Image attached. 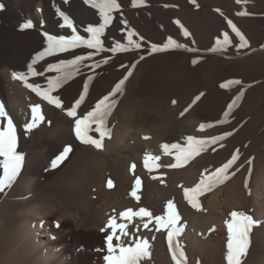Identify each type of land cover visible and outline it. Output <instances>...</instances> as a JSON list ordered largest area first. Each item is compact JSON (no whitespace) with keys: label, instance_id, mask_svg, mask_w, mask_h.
<instances>
[{"label":"bare ground","instance_id":"6f19581e","mask_svg":"<svg viewBox=\"0 0 264 264\" xmlns=\"http://www.w3.org/2000/svg\"><path fill=\"white\" fill-rule=\"evenodd\" d=\"M0 3L4 5V8L0 10V104H3L8 117L13 122L25 128L28 123H31L33 105L39 104L47 113L45 122L36 130V133H39L38 136L34 133V127L28 130V136L25 134L17 136V151L23 154L24 160L18 175L7 187L11 197L16 196L20 199L6 202L7 215L11 216L10 224L14 225L13 238L10 240L12 251H9L11 261L17 264H87L88 259L78 257L77 242L85 235L86 230L85 217L82 218V214L84 213L87 220L107 217L108 210L111 208V201L106 197L107 192L104 196V191L96 192L91 188L94 183L104 180L107 171L114 170L119 174L122 182L137 188L136 200L140 198L141 201L142 199L146 201L153 198L152 196L158 198L168 196L177 200L181 214L184 213L187 218V224L181 227V233L174 237V241H178L181 249L183 246L184 250L191 249L192 252L197 251L202 255L206 253L209 264H228L226 256L230 233L227 223L231 220V215H228L230 217L226 215L228 219H224L222 206L250 215L256 222L264 217V159L258 156V159H246L247 152L244 151V147L234 145L231 157L237 155L238 158L228 169V179L214 185L210 190L211 194L206 195L209 190L205 188L196 198L203 209L195 212L185 196V190L189 188L184 185H194L203 179L200 176L204 172L205 163L202 158L189 159L185 161L188 167L172 170L167 166L175 163L176 156L180 153L171 148L165 152L163 147L165 144H180L181 147L186 148L187 137L196 138L201 135V132L206 135L223 129L224 125L221 128L216 126L220 121V105L217 107L206 98L189 106L186 102L176 100V96L169 94V86L160 91L163 81H159L158 84L156 82V87L152 85L146 87L147 77H145L146 74L143 75V71H135L130 82L125 84L126 88L122 86V90L114 96L111 95L114 90L108 88V83L103 84L93 81L92 77L87 78L85 84L88 85V93L77 109L78 117L82 112L91 111L95 104L106 95L109 96L110 102H114L113 106L116 110L112 107L111 116H108L110 121L107 128L111 134L110 137L105 136L102 139V148L98 149L94 145L83 143L73 133L72 125L75 122L68 118L66 110L74 105L80 95L84 94L85 84L74 87L65 83L52 93V95L60 96L65 109L62 111L43 101L20 80L12 79L11 73L13 71L26 73L28 65L36 55L47 48L48 41L44 33L65 37L73 35L62 23L63 18L59 15L60 12L65 13L80 29L86 24V20L89 16L91 17L93 11L85 5L86 0H0ZM258 3H261V0H241V3H237L236 0L237 19L244 24L264 26V13L256 12ZM240 11H246L248 14L237 15ZM26 21H31L34 27L22 29L21 25ZM62 55L59 60L69 56L67 52ZM57 60L56 54L40 60L33 67L38 73L43 72L44 75L30 77L29 82L39 83L42 89L45 88L47 79L58 75L56 71H49L47 67L49 63H57ZM138 67L140 68L141 65L139 64ZM263 116L264 113L261 112L258 119H264ZM179 118H181L180 121L175 122ZM258 119L254 122L252 131L259 126L256 123L262 122ZM2 120L7 122V118H0V121ZM168 121L176 124H169ZM201 124L210 126L201 129ZM253 133L256 134L255 131ZM90 136L94 139L100 138L98 132ZM238 137L236 135L235 139ZM235 139H231L230 142H234ZM218 141L215 144H218ZM62 145L79 147L76 155L85 166L83 169L80 168L82 170L78 169L77 173L74 172L75 174H62L53 179L45 191L41 192L39 191L42 179L40 167L45 159L56 154ZM229 146L232 147V145ZM146 155L159 159H149L146 165ZM258 155L264 156V152ZM2 160L3 157H0V161ZM238 164L240 167L237 166ZM247 166L250 167L246 168ZM2 178L3 164L0 162V179ZM137 179L140 181L139 186L135 184ZM180 184L182 186L178 188ZM94 201V209L87 211L86 206ZM137 205L135 207H138ZM51 217L55 219H50ZM53 222L56 225H58L56 222H59V225L55 226ZM216 223H222L220 228L224 230L220 239L212 240L210 237L207 239L200 236V232L204 231L205 227L207 229ZM256 224H254V232L249 233V246L246 253L240 257V264H264V236ZM97 236L96 231L91 232L94 243L97 241ZM140 237L139 241L147 240L150 254L155 250L159 253L161 248L165 251L167 263L175 264L170 255L172 253L169 252V250L172 252V249L169 247L166 230L157 232L147 229V232ZM87 255L89 256L88 253ZM191 258L194 259V257Z\"/></svg>","mask_w":264,"mask_h":264},{"label":"rangeland","instance_id":"374dc122","mask_svg":"<svg viewBox=\"0 0 264 264\" xmlns=\"http://www.w3.org/2000/svg\"><path fill=\"white\" fill-rule=\"evenodd\" d=\"M117 3L120 7L111 13L113 19L106 26L105 32L101 36L104 50L96 51L94 49H88L85 45H81L80 47L71 48L66 51L69 56H66L64 60L74 59L76 55L90 56L89 59L81 62L79 72L73 78L69 79L66 85L79 87L85 84L87 78L92 77V80L95 82L103 84L108 83V88L113 91L115 85L121 80H124L122 86L126 88L125 84L130 82L135 71H143V75L146 74L145 77H147V80H145L146 87L150 85L156 87L159 81H163L164 83L161 85L160 91L164 90L166 86H169L171 90L169 89L168 93L172 96H176V100L186 102L189 106L206 98L215 103L217 107L220 105V121L217 122L216 126L221 128L224 125L222 127L223 129L216 133H208L206 135L201 132V135L197 136L196 139L211 140L213 137L219 136H223L224 138L219 140L218 144L212 143L206 145L204 150L198 155H194L190 158L193 160L202 158L205 165L204 172L201 173L200 178H203V180L206 179V182L210 174L231 159L232 150L235 147L234 145L238 147L242 145L244 147V151L247 152L246 159H258V157L264 159V156L258 155V153L261 154L264 152V119H258V115L260 117L261 112L264 113V26L241 23L235 15L236 0H195V3H193L192 0H142V2L141 0H137V6H133V0H117ZM85 5L93 11L91 17L89 16L86 20V24L82 25L80 29L73 24L75 28L77 27V33H73L70 28L69 30L72 34H79L88 39L91 37V34L87 33L86 29L89 26H99L103 21L102 17L99 15L98 9L92 7L88 2H86ZM256 12L260 14L264 13V0L258 3ZM228 20H231L232 23L236 25L239 32L247 41V46L243 48L240 47L242 42L240 36L228 25ZM185 30L189 35H184ZM129 32L133 33L132 39L141 45L139 48L129 45ZM225 32L228 33L231 40L229 44H223V33ZM217 40L220 41L219 44ZM169 41H172V43H169ZM117 43L124 45L127 50L112 51L111 49L114 48ZM177 43L182 45V47H175ZM153 45L160 47L168 45V48L164 51L154 52L152 51ZM192 49L196 51H192ZM63 53L64 52L55 53L58 58L56 61L57 63L60 62L59 59L60 56H63ZM194 61L196 62L194 63ZM139 64L141 65L140 68L138 67ZM129 73H131V75H129ZM58 75H54L52 78ZM125 77H127V79H125ZM100 78L103 81H101ZM237 80L240 81L239 84L229 83L230 81ZM224 84H228V87H222ZM241 93H243L241 98L233 104V101L237 96H240ZM196 97H199V99L197 100ZM229 105H232L231 110H229ZM113 108L116 110L115 106H113ZM41 109L44 120L39 121L37 126H35L36 128L34 127L36 136L39 135V133H36V130H38L40 124L45 122L47 116L44 107L42 108L41 106ZM226 112L228 113L227 117H225ZM86 113L87 112H82L80 117ZM78 116L79 115H77V117ZM109 116H111V114ZM68 118L71 119L73 123L75 122V118ZM255 118H257L259 122L262 121L260 124L256 123L260 126L254 130L256 134L252 131L253 124L257 120H255ZM180 119L181 118L175 122L180 121ZM109 121V117H107V126ZM221 121L226 122L221 123ZM168 122L169 124H176L173 121ZM4 124H6V126ZM13 124L14 126L16 125L15 129L17 136L22 134L28 136L27 133H29V131L24 126L18 125L16 122H13ZM0 126L2 128L7 127V122L3 120L0 121ZM72 126L73 133H75V123ZM96 127L95 124L91 125L90 131L88 132L89 136L96 132ZM255 127L256 126H254V128ZM19 128L20 130L17 131ZM236 135L239 136L237 139H235ZM233 138L235 139L234 142H230ZM229 145H232V147ZM66 146L69 145L60 146L57 153L47 157L41 165L40 172L42 174V179L39 191L44 192L51 181L62 174L72 175L77 173L78 169L82 170L84 168L85 164H83L76 155L79 147L75 145H70L72 149L71 152L62 162L58 163L57 167H51L52 162L62 154ZM237 166L240 167V164ZM167 167L172 170H180V168L184 169L188 167V164L185 162L181 167L173 168L170 167V165ZM249 167L250 166H247L246 168ZM252 169L254 170L253 167ZM107 172L105 173L104 180L94 183L91 188L92 191L96 190V192L97 190L99 192L104 191V196L107 192L106 197L111 201V208L108 210L107 217L87 220L85 219L86 216L84 213L82 214V218L85 217L84 228L86 230L84 229L85 235L77 242L79 245V247H77L79 250L78 257L84 258L85 260L88 259L87 264H107L105 259L108 255L106 238L108 235L112 234L113 231L108 227L111 218H115L117 224H125L126 230L129 233L128 236H122L119 229H117L116 235L120 236V239L117 240L114 238V245L121 243L124 245H132L135 242H139L141 234L143 236L145 232H147V229L157 232L166 230V232H168L169 228L165 229L164 227H160L155 220L157 216L167 215L168 202L174 204L181 217L178 223L179 225L177 226L182 227L184 224H187V218L184 213L183 215L181 214L180 205L175 198H169L168 196H161L158 198L152 196L153 198L147 199L146 201L143 199L141 201L140 198L136 200L133 192L135 193L137 188L131 187L130 185L128 186L125 182H122L119 174L114 170ZM109 180L112 182L111 187L108 186ZM200 182L201 181L190 186L183 185L191 189L196 187ZM181 186L182 184L178 185V188H181ZM210 192L211 191H208L206 195L211 194ZM9 193L11 192H9L8 188L0 192V254L4 253L0 255V264H17L9 258V251H12L10 240L13 238L14 225L10 224L11 216L7 215L6 211H8V205L6 202L7 200L19 201L20 199L16 196L11 197L12 195ZM88 193L90 194V192ZM197 197H199V194L196 198ZM198 203L200 206L202 205L200 202ZM94 204L95 201L87 205V211H92L95 207ZM136 205L138 207H135ZM190 207L195 212H200L203 209V206L200 207V209L193 208L191 205ZM141 208L150 213L152 212V218L150 219L146 216H133L131 218L132 221L121 215L126 212V210L139 212ZM222 208L224 211V219H228V217H230L228 215L231 214L232 211H236V209H227L224 205ZM1 210H3V212H1ZM226 215L228 216L227 218ZM52 218L55 219L54 217L50 219ZM127 220L130 221H128L129 224L126 222ZM56 223L59 225V222ZM145 223L148 225L147 228H144ZM4 224H8V226ZM262 224H264V217L258 220L256 224L257 227L261 229V234L264 236ZM54 225L57 226L55 223ZM221 225L222 223H216L213 224V226H209L210 228L207 227L206 229L205 227L204 231L202 230L200 232V236L202 235L201 237L207 239L212 238V240L220 239L224 233V230L220 228ZM92 231L98 233L96 243L92 241ZM138 231L141 234H139ZM253 232L254 225L249 233L252 234ZM69 240L71 241V238H69ZM70 247L72 246L70 245ZM171 249L172 251L174 250V248ZM182 250L187 255V264H209L208 259H206V253L202 255V253L200 254V252L197 251L192 252L191 249L185 248L184 250L183 246ZM160 251L162 252L161 254ZM169 252L172 253L171 250H169ZM157 253L158 250L152 252L150 254L151 256L141 261V264H168L165 259V251L160 248L159 253ZM7 254L9 256H7ZM170 255L176 264L172 254ZM191 257H194V259Z\"/></svg>","mask_w":264,"mask_h":264},{"label":"snow or ice","instance_id":"6c2138e0","mask_svg":"<svg viewBox=\"0 0 264 264\" xmlns=\"http://www.w3.org/2000/svg\"><path fill=\"white\" fill-rule=\"evenodd\" d=\"M86 2L90 3L92 7L98 9L99 15L102 17V23L99 26H89L86 29L87 33L91 34V37L85 39L84 36L79 34H73L68 37L65 36H56L50 35L48 33H44L47 37L48 46L43 51L39 52L36 57L31 61L28 65V70L26 73L13 71L11 73V77L14 80H20L24 86L30 89L33 93H35L38 97H41L43 101H46L49 105H54L57 109L65 111L63 102L59 95H52V93L58 88L62 87L63 84L67 83V81L73 78L78 72L80 68L81 62L89 59L90 56H82L76 55L74 59L71 60H60L59 63H49L48 70L56 71L59 73L57 77L47 79V86L42 89L41 84L39 83H30L29 78L37 75H44L43 72H37L33 67L40 60L44 59L46 56H52L57 52H66L71 48L80 47L81 45H85L88 49H94L96 51H102L103 43L101 40V36L105 32L106 26L112 21L113 17L111 13L114 10L119 9L120 5L117 3V0H86ZM142 2V0H141ZM195 3V0H192ZM237 3H241V0H237ZM133 6H137V0H133ZM4 8V5L0 3V10ZM219 11V10H218ZM246 11H240L237 15H247ZM59 15L63 18V23L68 28L72 30L73 33H76V28L73 25V21L63 12H60ZM179 23V22H177ZM228 25L232 28L233 31L236 32L238 36H240V40L242 41L240 47L243 48L247 46V41L244 36L239 32L236 25L232 23L231 20L227 21ZM34 25L31 21H26L21 25L22 29H30L33 28ZM184 35H189V33L185 30ZM133 33H128V42L129 45H133L134 47L139 48L141 45L136 43L133 39ZM172 43V41H169ZM219 44L220 41L217 40ZM231 40L227 32L223 33V44H229ZM175 47H182L180 44H175ZM168 45H164L163 47L153 45L152 51L159 52L167 50ZM112 51H126L127 48L117 43ZM192 51H196L192 49ZM143 58V57H142ZM196 61H194L195 63ZM131 75V73H129ZM91 79V78H89ZM127 79V77H125ZM229 83L239 84L240 81H230ZM124 84V80H121L119 83L115 85L114 91L111 95H115L116 93L122 90V85ZM222 87H228V84L222 85ZM83 93L79 96V98L75 101L74 105L66 110V114L68 117L75 118V135L76 137L83 143L94 145L96 148H102V139L105 136L110 137V130L107 128V117L110 115V111L113 107L114 102H110L109 96L106 95L102 99H100L94 106L91 111H88L86 114L81 117H77V109L80 107L82 102L85 100V96L88 93V85L85 84L83 87ZM243 93L240 96H237L233 101V104L236 103L237 100L241 98ZM198 100L199 97H196ZM175 103V101H173ZM232 105H229V110H231ZM187 111V109L185 110ZM183 115V113H181ZM228 113H225V117H227ZM0 118H7V127H0V157H3V160L0 161L3 164V178L0 179V192H3L7 187L11 185L14 178L18 175L24 156L23 154L17 151V134L15 130V126L13 121L3 106L0 104ZM44 116L42 114V109L39 104L34 105L32 107V120L31 123L26 125L27 130H31L33 127L37 126L39 121H43ZM226 121H221L224 123ZM92 124L97 125L95 131L99 133L100 138L94 139L88 135L90 131V127ZM210 126V125H207ZM204 124L200 125L201 129L207 127ZM224 137H213L211 140H201L196 139L192 136L187 137L188 146L181 147L180 144H165L164 150L168 152L169 149H175L180 154L176 156V163L170 165V167L176 168L181 167L183 163L189 160L192 156L198 155L202 150H204L205 146L208 144L215 143L218 140H222ZM71 146H66L60 156H58L51 164V167H57L59 162H62L68 154L71 152ZM237 155H233L231 159H229L222 167L216 169L212 174L207 177V182L205 180H201V182L194 188L185 190V196L187 197L188 202L191 204L193 208L200 209V204L197 202L196 196L202 193L205 188L207 190H212L214 185H218L225 180L228 179V169L234 164L237 160ZM149 159H159L158 157L145 156V164ZM134 167V165H133ZM137 186H139L140 181L137 179ZM108 186H112V182L108 181ZM135 195V193H133ZM167 215L166 216H157L155 217L157 225L164 228H169L168 231V242L169 247L174 248L172 251V257L176 261V264H187V260L185 257L184 251L181 249L178 241H174V237L178 236L181 233V227H178V223L181 219L179 213L177 212L174 204L169 202L167 205ZM122 217L127 219H131L133 216H141V217H149L152 218V214L147 210L141 208L139 212H132V210H128L121 214ZM231 220L227 223L228 231L230 233V239L227 244V256L226 259L228 264H240V257H242L249 246V232L254 224L257 222L253 219L252 216L247 215L243 212L232 211L231 212ZM58 226V225H57ZM147 223L144 224V227L147 228ZM109 228H111L112 234L108 235L107 240V251L108 255L105 257L107 264H141V261L147 258L149 253V244L147 240H142L139 242H135L132 245L125 246L124 244H113L114 238L119 240L120 236L116 235V230L119 229V232L122 236H128L129 233L126 230L125 224H117L115 218H111L109 221Z\"/></svg>","mask_w":264,"mask_h":264}]
</instances>
